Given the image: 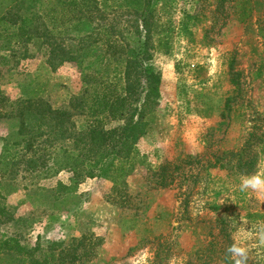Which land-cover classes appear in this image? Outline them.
Masks as SVG:
<instances>
[{
    "label": "rangeland",
    "instance_id": "rangeland-1",
    "mask_svg": "<svg viewBox=\"0 0 264 264\" xmlns=\"http://www.w3.org/2000/svg\"><path fill=\"white\" fill-rule=\"evenodd\" d=\"M216 1L161 0L156 5L157 11L162 4L171 9L168 20L175 34L170 51L163 53L153 33L148 65L161 83L158 107L138 141L145 165H136L118 187L110 180L85 179L68 192L71 173H54L51 165L25 170L20 160L33 149L21 154L22 143L16 148L19 158L0 169V193L10 212L0 218V241L15 236L27 249L40 244L43 251L60 242V249L72 252L73 244L84 240L78 258L70 261L69 252L50 264H235L239 257L228 252L233 244L246 250V264H264V194L239 188L244 177H264V0H250L251 17L244 21L233 0L221 7ZM98 2L102 14L92 17L91 27H109L114 42L137 49L128 24L135 18L132 10L121 0ZM15 6V1L0 0V16L10 7L14 13ZM37 11L61 46L74 49V38L87 33L72 32L78 23L74 9L40 0ZM184 13L196 19L187 32H178ZM13 46L14 52L0 51V90L6 97L0 112L11 115L0 118V154L5 138L16 142L20 101L41 100L62 110L90 85L96 87L93 79L106 76L117 85L121 78L122 59L109 58L105 68L92 56L82 64L52 67L40 42ZM102 69L106 72L99 76ZM92 92L85 110L92 107ZM83 119H74L78 127ZM47 137L34 144L40 154L50 150ZM231 154L255 161L253 173L227 171L236 163ZM166 161L181 169L171 186L159 188L151 171ZM25 258L0 253V264H28Z\"/></svg>",
    "mask_w": 264,
    "mask_h": 264
},
{
    "label": "trees",
    "instance_id": "trees-1",
    "mask_svg": "<svg viewBox=\"0 0 264 264\" xmlns=\"http://www.w3.org/2000/svg\"><path fill=\"white\" fill-rule=\"evenodd\" d=\"M12 1L17 2L19 7H15L19 14L15 15L16 11L11 13L13 7H10L0 16V51L14 52L13 45L35 40L48 48V62L52 67L60 66L64 62L82 64L88 56H92L96 63H103L102 68H105L111 57L122 59L123 69L117 85L108 83L106 76L100 79L97 77L93 79L96 87L90 85L81 96L73 97L68 108L62 110H54L41 100L20 101V107L14 115L18 119L16 142H9V138L4 139L0 169L10 167L12 160L19 158L16 148L23 143L21 154L33 149L30 157L20 160L24 162L25 170L35 172L42 166L51 165L54 173H71L72 188H67L68 192L73 191L75 185L85 179L110 180L114 187H118L137 171L136 165H145L146 156L139 151L138 141L146 134L148 119L158 107L161 83L160 75L148 65L154 48L152 38L153 33L157 34L156 47L163 53L170 51L175 34L168 20L171 9L162 4L157 11L156 5L161 0H121L135 14V18L128 22L138 42V48L134 49L128 43L114 42L113 31L109 27H91L92 17H100L102 14L98 0H52L55 6L76 10L78 23L72 26V32H87L74 38L75 48L70 49L57 43L58 40L44 28V23L40 22L41 17L37 11L40 0ZM225 1L217 0V7L223 6ZM233 1L243 14L239 20L249 19L252 13L248 7L250 0ZM195 19L196 16L184 13L178 32H187L191 21ZM32 24L33 28L30 27ZM105 72L106 70L102 69L97 74L100 76ZM90 89H93L90 98L92 107L85 110V98ZM5 101L6 97L0 90V107ZM10 116L0 112V118ZM80 116L84 119L78 127L74 119ZM109 122L118 124L108 129L106 124ZM45 135H48L46 142H49L47 148L50 150L40 154L35 150L34 144ZM231 157H236V163L227 171H235L236 175L242 176L253 173L255 161H245L241 154H231ZM172 165V162L166 161L151 171L156 187L166 188L172 185L174 172L181 169L177 166L172 168ZM4 201L5 198L0 193V218L10 216ZM83 241H76L72 252L69 253L60 249V242L49 243L45 251L41 249L40 244L29 250L20 244L17 237L11 236L1 239L0 253L11 254L12 258L22 257L23 260L28 257V264H50L55 257L57 260H62V257L65 259L68 253L72 261L78 258L75 255L76 250ZM37 251L44 253L40 259L33 256Z\"/></svg>",
    "mask_w": 264,
    "mask_h": 264
},
{
    "label": "clouds",
    "instance_id": "clouds-1",
    "mask_svg": "<svg viewBox=\"0 0 264 264\" xmlns=\"http://www.w3.org/2000/svg\"><path fill=\"white\" fill-rule=\"evenodd\" d=\"M240 191H249L255 192L257 194H264V177L260 175H254L250 177H244L241 180L239 185ZM261 240L264 242V232L260 233ZM228 252L235 257H239L236 259L235 264H246L247 261V252L244 248L233 244L229 247Z\"/></svg>",
    "mask_w": 264,
    "mask_h": 264
}]
</instances>
